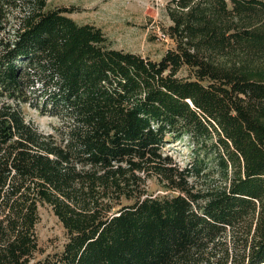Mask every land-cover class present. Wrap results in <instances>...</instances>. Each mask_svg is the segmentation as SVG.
I'll return each mask as SVG.
<instances>
[{
  "label": "trees",
  "instance_id": "trees-1",
  "mask_svg": "<svg viewBox=\"0 0 264 264\" xmlns=\"http://www.w3.org/2000/svg\"><path fill=\"white\" fill-rule=\"evenodd\" d=\"M166 1L153 60L74 6L0 0V264L36 259L44 206L68 239L34 264H264V0Z\"/></svg>",
  "mask_w": 264,
  "mask_h": 264
},
{
  "label": "rangeland",
  "instance_id": "rangeland-1",
  "mask_svg": "<svg viewBox=\"0 0 264 264\" xmlns=\"http://www.w3.org/2000/svg\"><path fill=\"white\" fill-rule=\"evenodd\" d=\"M166 0H48V8L56 9L74 6L77 11L68 14L79 24H92L101 28L115 49L129 51L160 60L173 48L175 43L170 38H163V28L170 21L166 16ZM14 29L10 26L9 28ZM14 31H11L12 35ZM188 70L181 71L180 76H188ZM23 112L40 132L57 134L61 120L50 114L43 115L29 105H23ZM165 152L184 166L189 162L196 150L188 139L170 143ZM150 192L163 195L165 192L157 184L156 179L148 182ZM39 246L42 251L37 253V260L44 259L48 254L61 252L67 242L68 235L61 221L50 206L40 208V222L37 225Z\"/></svg>",
  "mask_w": 264,
  "mask_h": 264
},
{
  "label": "built area",
  "instance_id": "built-area-1",
  "mask_svg": "<svg viewBox=\"0 0 264 264\" xmlns=\"http://www.w3.org/2000/svg\"><path fill=\"white\" fill-rule=\"evenodd\" d=\"M163 38H165V39H166V38H169V37H168V35H166V34H163Z\"/></svg>",
  "mask_w": 264,
  "mask_h": 264
}]
</instances>
